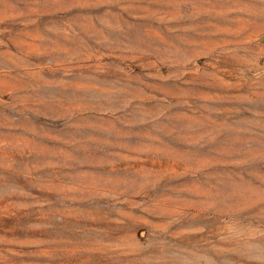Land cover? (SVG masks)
Masks as SVG:
<instances>
[{"label":"rangeland","instance_id":"rangeland-1","mask_svg":"<svg viewBox=\"0 0 264 264\" xmlns=\"http://www.w3.org/2000/svg\"><path fill=\"white\" fill-rule=\"evenodd\" d=\"M0 264H264V0H0Z\"/></svg>","mask_w":264,"mask_h":264}]
</instances>
